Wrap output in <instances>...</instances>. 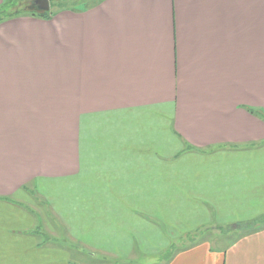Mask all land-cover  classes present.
Returning a JSON list of instances; mask_svg holds the SVG:
<instances>
[{"label":"crops","instance_id":"obj_1","mask_svg":"<svg viewBox=\"0 0 264 264\" xmlns=\"http://www.w3.org/2000/svg\"><path fill=\"white\" fill-rule=\"evenodd\" d=\"M49 11L0 22V264H264V0Z\"/></svg>","mask_w":264,"mask_h":264},{"label":"rangeland","instance_id":"obj_2","mask_svg":"<svg viewBox=\"0 0 264 264\" xmlns=\"http://www.w3.org/2000/svg\"><path fill=\"white\" fill-rule=\"evenodd\" d=\"M50 1V9L55 12L58 9H65V8H80L81 6H90L91 4H95L98 2V0H49ZM32 0H13L10 1V3H7V8L10 11H21V14H24L23 11H29V8L31 7ZM8 10V11H9ZM20 14V15H21ZM26 188V189H25ZM23 190L26 191V194L28 195L30 200L33 201H38L42 199V196H38L40 193L35 190V188H30L29 186H26ZM26 199V195L24 196ZM28 200V199H27ZM38 242H45L46 241V236L38 232L37 234ZM183 243V242H181ZM69 258H70V263L71 264H81L78 261L79 255L76 254L75 250L72 249L71 252L68 251ZM83 260H87L88 264H97L98 263V258H91L87 256H82ZM149 261H142L139 264H147Z\"/></svg>","mask_w":264,"mask_h":264},{"label":"trees","instance_id":"obj_3","mask_svg":"<svg viewBox=\"0 0 264 264\" xmlns=\"http://www.w3.org/2000/svg\"><path fill=\"white\" fill-rule=\"evenodd\" d=\"M10 1L13 2V0H3V4L2 6L0 7V22H3L5 20H8L10 18H13L15 16H18L21 14V11H10L6 6H7V3H10ZM9 10V11H8ZM24 13L28 14L29 16H32V17H38V18H44V19H48L50 18L49 17V13H51L50 11L49 12H46V13H36V12H33V11H23ZM22 15V14H21ZM261 120L264 121V113H258L257 115ZM25 187H23L24 189ZM26 189V188H25ZM222 228H220L221 230Z\"/></svg>","mask_w":264,"mask_h":264},{"label":"water","instance_id":"obj_4","mask_svg":"<svg viewBox=\"0 0 264 264\" xmlns=\"http://www.w3.org/2000/svg\"><path fill=\"white\" fill-rule=\"evenodd\" d=\"M31 7L29 8V11H35V12H46L49 10V1L48 0H34L31 3Z\"/></svg>","mask_w":264,"mask_h":264}]
</instances>
